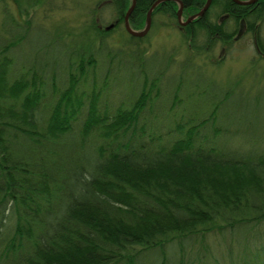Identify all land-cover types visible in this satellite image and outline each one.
Masks as SVG:
<instances>
[{
	"label": "trees",
	"instance_id": "1",
	"mask_svg": "<svg viewBox=\"0 0 264 264\" xmlns=\"http://www.w3.org/2000/svg\"><path fill=\"white\" fill-rule=\"evenodd\" d=\"M153 1L135 0L130 26L144 22ZM196 1L199 7L204 0ZM109 3L116 23L105 31L92 12L87 28L93 34L73 44L51 38L32 17L19 21L0 0V264H149L140 259L153 251L161 255L157 264H164L163 252L175 242L176 264H205L211 256L212 264H264V140L241 138L236 147L245 150L239 153L226 142L199 140L200 128L209 127L219 140L227 113L239 120L234 105H224L237 84L220 90L215 100L206 99L207 113L189 121L172 141L164 140L154 123L137 125L157 97L172 100L167 111L182 105L183 78L178 74L172 88L162 91L161 77L174 53L166 50L157 66L154 52L147 55L137 46L144 37L122 28L121 41L134 47H126V53L102 51L103 36L120 28L130 0ZM214 4L221 8L220 21L208 18ZM257 6L210 0L203 16L179 28L186 36L180 41L193 55L207 58L216 44L227 43L243 28L264 53V0ZM159 12L175 18V4L158 3L151 17ZM33 32L40 41L30 39ZM200 33L204 37L197 45ZM125 54L130 65L136 60L140 68L148 64V71L141 68L135 78L115 75L113 62L119 68ZM101 55L110 65L104 69L105 62L99 73ZM191 60L177 62L180 73L204 68ZM121 84L129 92L115 94L109 104L103 90L122 93ZM173 121L175 130L181 129L180 121ZM236 230L246 238L233 253L220 244L221 263L215 250L199 242L207 234L232 236ZM258 236L263 241L253 245ZM187 239L197 243L192 261L181 243Z\"/></svg>",
	"mask_w": 264,
	"mask_h": 264
},
{
	"label": "rangeland",
	"instance_id": "2",
	"mask_svg": "<svg viewBox=\"0 0 264 264\" xmlns=\"http://www.w3.org/2000/svg\"><path fill=\"white\" fill-rule=\"evenodd\" d=\"M109 1L4 0V4L11 15L16 19L18 18L19 21H21L20 19L32 17L42 23L51 38L74 44L80 42V37L84 39V36L93 34V31H91L92 29L89 27L87 28L92 12L93 14L96 13L100 19V23L97 24L101 25V27L109 23L111 20V9L110 6L107 8L105 5L106 3L110 4L111 2L109 3ZM94 6L97 8L90 11V9L95 8ZM220 12L221 8L219 4H214L208 14L209 20L220 21L222 18L220 17L222 15ZM185 18L184 14L180 16V20H184ZM151 21L152 23L149 25L144 38L139 41L137 46L147 55H151L152 52H154L155 55L152 60L153 64H156L157 66L163 64L162 56L165 54L166 50H171L174 53L175 60H173V63L169 65V68L163 72L159 85L161 86L160 89L162 91L171 89L173 83L177 82L178 74L182 75L180 77L183 78V91L180 92V96L183 97V101L182 105L176 107L175 110L167 111L166 108H171L172 100L170 99L169 103V101H164L163 99L157 100L159 98L157 97L156 100L152 102L153 104H150L152 107H148L147 109H144L145 112L143 111L140 113L137 125L140 123H154L157 128L155 131L158 132L164 140L172 141L178 135L177 133H184V128L188 127L193 119L200 117L199 114L203 113L204 109H206L204 108L206 106L204 104L206 99L209 98L210 100H215V95L219 94L220 90L223 91L224 88H231L236 83L235 92L232 94L231 98L224 103V105L226 104L227 107H231L233 104V109L237 111L234 118L240 115L239 120H233V117L231 116L232 114L227 113V116H225L226 118L222 119V121H224L223 124L227 125V127L219 128L221 129L219 140L212 137L210 134L212 129H210V127L204 129L200 128L199 132L201 133L202 138H199V140L201 141L205 138L208 141L206 144H217L220 142L221 145H223L224 142H226V144L235 149L237 153L245 150V146H241L240 149L239 146L236 147L242 142L241 138L250 139L261 137L264 140V60L256 59V57H254V55L257 56V54L252 44L251 36L241 28L242 26L240 27L241 33L237 38L232 37L227 43L221 45H219V43L216 44L208 54V57L205 58L201 53H199V55H193L194 52H189V50L186 49V44L180 41L185 40L186 36L183 37V35H181L182 30L179 29L181 24L177 23L175 18L159 12L154 15V17H151ZM119 25L120 28L114 29L103 36L101 49L105 54H107V51H110L112 54L114 51L117 52L120 50H124L126 53L128 51L126 47H134L130 41H121L118 31L121 30V28L123 29V26L122 23ZM142 25L143 22L136 27L130 26V28L137 30V28L140 29ZM104 30L107 31L109 28ZM37 35V32H33L30 34V39L33 42L40 41L39 39L41 38L38 39ZM260 36L264 39V20L260 26ZM203 37L204 36L200 33L195 40V44L200 45ZM56 47L60 48V44L56 45ZM191 48L195 51L196 47ZM17 53L15 52V54ZM24 56L31 57L32 54L24 53ZM128 56H130V54L121 55L119 68L117 67V64L112 61L114 63L113 68L116 71L115 75L123 78L128 75L129 78H135L140 75L138 72L142 69L148 71V64L141 67V69L138 67L139 61L135 60L134 64L130 65L132 61ZM186 56L192 59L190 61L192 65H201L204 68L195 71H189V69L180 73L177 62L184 60ZM97 57H99V55H97ZM210 61H213L212 63L214 64H210ZM105 62L107 64L104 66V69L109 64L108 56L101 55V65L99 66L100 69L98 68L99 73H102L103 64ZM251 62H253L252 66H254V69H252L250 65ZM150 65L152 66V64ZM140 80L141 77L139 78V81ZM123 84H121V87H117L118 89H121L122 93H116V90L114 89L113 91H110L111 88H105L103 90L104 95L109 94V97L107 98V101L110 102L109 104H113L114 96H116L115 94L125 95L129 92V86L122 87ZM205 84L209 85L205 86ZM198 85L202 86V89L201 87H195ZM110 86L111 85H109V87ZM244 90L248 92L245 93ZM185 92H189L188 97H185ZM221 101L224 100L221 99ZM165 102H167V104ZM189 107L198 109L194 110V112L188 111L189 109L191 110ZM188 112L190 115H188ZM204 113H207L206 110ZM178 116L181 117V119H177L176 117ZM173 120L180 121L178 127H181V129H178V131L175 130L174 125L176 123H173ZM232 121L234 122V125L229 123ZM158 123H162V126H158ZM210 123H208V125H211ZM225 123H229V125ZM246 150H249L248 147ZM229 235L228 232L223 235L211 233L203 236L199 242L208 245L215 250L213 254L218 259V262L221 263L223 259L225 260V254L222 253L220 256L221 250L219 251V245L225 244L223 248L228 246L233 253L240 248L246 238V235L243 234L241 230H236L232 236ZM256 238L257 239L251 240V243L253 245L261 244L259 242L263 241L262 238L259 236ZM181 243L184 247V251H187L185 256L189 255L187 259L192 261L191 257L196 250L194 244L197 243L192 239H187ZM177 246L178 245L175 242L164 250L163 254H166L163 258L164 264H176L175 257L179 253ZM160 257L161 255H159V252L156 253V251H153L146 254L140 260L143 263L157 264L161 261L159 260ZM183 264H185V262H183ZM205 264H212V256L205 260Z\"/></svg>",
	"mask_w": 264,
	"mask_h": 264
},
{
	"label": "flooded vegetation",
	"instance_id": "3",
	"mask_svg": "<svg viewBox=\"0 0 264 264\" xmlns=\"http://www.w3.org/2000/svg\"><path fill=\"white\" fill-rule=\"evenodd\" d=\"M155 1V0H154ZM153 1V2H154ZM163 1H165V0H160L158 3H160V2H163ZM170 1H172L174 4H175V12H174V17H175V20L177 21V17H176V11H177V9H178V7H179V4H180V15H179V19H180V16L182 15V14H184V16L186 17L184 20H180L181 22H185L188 18L190 19V20H188V21H186L184 24H181L180 26H179V28H183L185 25H187V24H190V22L191 21H193L194 19H197V18H199V17H201V16H203V14H204V12L206 11V9L208 8V5H207V7L203 10V12L199 15L198 14V12H199V10H201V8L203 7V5H204V3H205V0L203 1V3H202V5H200L199 7H197V5H198V1H196L195 2V4L196 5H194L193 4V0H185V1H183V0H170ZM152 2V3H153ZM151 3V4H152ZM157 3V4H158ZM193 4L192 6H187L188 4ZM209 3H210V1H209ZM150 4V5H151ZM156 4V5H157ZM249 4H252L254 7H258L257 6V4H258V0H254L253 2H250V3H246V4H239V5H249ZM150 7V6H149ZM149 7H148V9H149ZM155 7V6H154ZM153 7V8H154ZM152 8V9H153ZM147 9V10H148ZM152 11V10H151ZM147 12V11H146ZM123 15H124V13H123ZM130 15V14H129ZM129 15H128V17H127V22H128V25H129V27H130V24H129V21H128V19H129ZM146 15V14H145ZM95 20H97V19H95ZM112 21L110 22L111 24H112V26H113V23L115 24L116 23V18L115 19H111ZM110 23H108V24H110ZM118 23V22H117ZM121 23H122V26H123V16H122V18H121ZM177 23H178V21H177ZM150 24H151V12H150ZM149 24V25H150ZM144 27V22H143V25H142V27L140 28V29H138L137 28V30H141L142 28ZM243 27V26H242ZM123 29H124V26H123ZM125 30V29H124ZM133 30H135V29H133ZM148 30V29H147ZM147 32V31H146ZM146 32L142 35V36H139L140 38H142V37H144V35L146 34ZM127 33V32H126ZM241 33V31H240V29L238 30V32L236 33V35L234 36V38H237L238 36H239V34ZM129 35V34H128ZM131 36V35H130ZM133 37H137V36H133ZM252 39V38H251ZM262 40H263V42L262 43H264V39L262 38ZM252 44H253V46H254V49H255V52H256V54H260L261 56H263L264 57V53H261V52H259V50H258V48L255 46V44H254V42H253V40H252Z\"/></svg>",
	"mask_w": 264,
	"mask_h": 264
},
{
	"label": "water",
	"instance_id": "4",
	"mask_svg": "<svg viewBox=\"0 0 264 264\" xmlns=\"http://www.w3.org/2000/svg\"><path fill=\"white\" fill-rule=\"evenodd\" d=\"M160 0H155L149 7V9L146 12L145 15V22H144V27L141 30H133L129 27L128 22H127V17L130 14V12L132 11V8L134 6L135 0H130V4L128 5V7L126 8L124 15H123V26L125 31L131 35V36H142L148 29L149 24H150V12L152 10V8L159 2ZM210 0H205V3L203 5V7L201 8V10H199L198 14L200 15L203 10L207 7V5L209 4ZM233 2L237 3V4H246V3H250L253 2L254 0H232ZM179 15H180V4L179 7L176 11V17H177V21L179 24H184L186 21L190 20L189 18L183 23L180 21L179 19ZM112 24H107L104 26V29H108L111 28Z\"/></svg>",
	"mask_w": 264,
	"mask_h": 264
}]
</instances>
